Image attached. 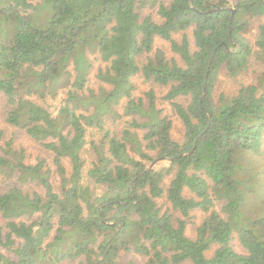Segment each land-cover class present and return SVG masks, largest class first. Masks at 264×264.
I'll return each instance as SVG.
<instances>
[{
	"label": "trees",
	"instance_id": "obj_1",
	"mask_svg": "<svg viewBox=\"0 0 264 264\" xmlns=\"http://www.w3.org/2000/svg\"><path fill=\"white\" fill-rule=\"evenodd\" d=\"M255 17L264 0H0V111L14 128L0 125V246L15 254L0 264H132L120 261L132 251L147 264H264V71L216 96L221 72L264 61V19L247 37ZM94 60L98 91L80 95ZM138 74L168 87L182 140L153 88L134 96ZM70 82L53 112L46 97ZM124 99L130 120L107 128ZM92 128L103 138L86 168ZM18 130L52 161L32 162ZM195 210L206 216L190 237Z\"/></svg>",
	"mask_w": 264,
	"mask_h": 264
},
{
	"label": "rangeland",
	"instance_id": "obj_2",
	"mask_svg": "<svg viewBox=\"0 0 264 264\" xmlns=\"http://www.w3.org/2000/svg\"><path fill=\"white\" fill-rule=\"evenodd\" d=\"M37 3V0H34V3ZM142 14H147V13H151L155 16V18L158 20L159 15L157 14V8L155 6L152 5H147L146 7H144L141 10ZM41 14L44 17V13L43 11L41 12ZM264 19V17H255L252 20V24H251V30L249 33H247V37L251 40V41H255L258 33H259V25L261 23V21ZM190 35L191 40L193 41V37L191 34V30L188 32ZM177 38L180 39L181 34L176 35ZM156 45L163 47L168 56H174V53L172 52L171 48H170V43L167 40L158 38L156 39ZM178 59H180L179 57H177ZM104 64L102 63V61L100 60H94V66L91 70V73L89 75V80L86 83V86L84 88V90L81 92L79 91L78 93H80V95H88L89 94V90L90 89H94L96 91H98L99 88V80L97 79L96 72L98 70V68L100 66H103ZM264 71V61L258 59L256 56H254L251 59V66L249 67V70L246 71L245 73L231 78L229 77L224 71L221 72L220 76H219V81L217 83V87H216V96L220 93H225L228 95H232L235 93V91L239 88L240 85L242 84H249V83H256L259 84V76L260 74ZM132 80L135 83V90L133 92L135 97H142L144 99L145 102H148V98L146 95V92L149 91L151 88L154 89L155 94L157 96V102H158V107L163 109V114H166L167 116H169L172 119V123H173V127H172V135L175 139L177 140H182L184 137V125L181 121V119L178 117V115L174 112V110L172 109V105L171 102L164 100V96L166 95L167 91H168V87H164V86H156L154 84H152L151 82L147 81L144 79L143 76L141 75H136L132 78ZM107 88H109V86H106ZM69 89H74L72 86V82H70L69 84H67L64 87L59 88L58 93L56 94V97H52V95H48L46 97V104L50 106V109L55 112L57 111L58 107L60 106L61 100L64 99L67 96V91ZM179 102L181 103H186L185 100L183 99H177ZM126 102V99L123 100V106H118L116 107V110H118L120 113L123 112V119H119V120H115L113 117L108 116L105 122V126L109 129H120L121 127H125L126 123L128 120H130V117L125 116L124 115V103ZM2 116V112L0 111V125L5 127L7 129V131L10 133V131L14 130V128H7V125L5 124V122L3 121V117ZM17 135H18V140L17 142L21 144H23L29 152L30 155V160L32 162H35L37 159V157L40 156H44L46 157L50 162L52 161V158H50L48 152L44 149V147H42L39 143L33 141L32 139H30L26 134L23 133V131L18 130L16 131ZM103 138V131H100L99 129L96 128H92L90 129V131L88 132L87 135V139L88 142L85 146L84 152H83V157L86 160V168H88L92 161L96 159L97 153L95 148H93L92 144L96 143L99 144L100 141H102ZM66 165L69 168L70 165L68 164V162L66 161ZM70 169V168H69ZM55 181H58L57 176H55ZM170 182V179L166 180V185ZM96 188V192L98 193H102L105 188L104 186H99V185H93ZM189 194H191L190 192H188ZM259 200V198H254L253 200L251 199V201L249 202V207L252 206H257L254 205L255 202H257ZM158 205L162 208V211H170L173 212L174 214H176L177 216H179L178 212H174L172 209L171 204L165 199V197L159 198L158 200ZM217 208L219 209V206H217ZM206 216V213L200 211V210H195L191 212V216L187 225V230L186 233L190 236V237H194L196 235V228L198 226V224L202 221V219ZM235 244L237 245L238 248H240L238 246V242L235 240ZM0 252L3 253L4 255L14 258L15 254L14 252H12L9 248L7 247H3L0 246ZM120 261H124V263H128L129 261L132 264H147V259L142 257L141 255L135 253L134 251L129 252V253H125L122 254ZM78 260L76 261H68V262H64L63 264H77ZM185 264H189L188 262Z\"/></svg>",
	"mask_w": 264,
	"mask_h": 264
}]
</instances>
